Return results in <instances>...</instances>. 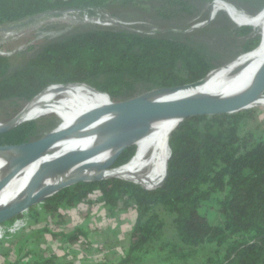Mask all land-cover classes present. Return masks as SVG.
<instances>
[{"label": "trees", "instance_id": "16d2710c", "mask_svg": "<svg viewBox=\"0 0 264 264\" xmlns=\"http://www.w3.org/2000/svg\"><path fill=\"white\" fill-rule=\"evenodd\" d=\"M212 1L0 0V25L63 12L124 18L130 10L179 22L178 30L162 33L87 23L65 36L32 43L18 66L0 53V120H10L51 85L84 83L118 102L197 82L256 50L264 39L263 28L243 17L230 16L239 26L206 24L192 29L210 18L206 4ZM232 1L218 0L214 11ZM238 1L247 3L252 15L264 16V0ZM206 31H219L224 37L219 43L197 37ZM59 124L55 115L26 120L1 133L0 144L36 140ZM136 146L127 148L115 166L128 164L138 153ZM169 146L168 175L160 187L147 189L116 177L82 181L42 206L54 212L93 201L102 193L110 213L119 207L135 210L133 241L121 264H190L189 259L204 253L203 264H264V111L251 108L186 118L170 134ZM112 154L104 153L96 162L104 163ZM166 167L167 160L157 178L143 185L160 184ZM18 217L21 214L10 221ZM46 263L59 264L52 259L42 264Z\"/></svg>", "mask_w": 264, "mask_h": 264}, {"label": "water", "instance_id": "95a60500", "mask_svg": "<svg viewBox=\"0 0 264 264\" xmlns=\"http://www.w3.org/2000/svg\"><path fill=\"white\" fill-rule=\"evenodd\" d=\"M42 15L44 14L35 17ZM209 21L210 18L206 22L194 25L192 29L206 25L209 23ZM114 25L121 24L115 22ZM248 53L249 52H247V54ZM206 77L191 84L154 89L137 97L118 102L113 101L107 92L85 84L96 91L105 93L109 98V103L96 106L81 113L72 123L64 128L60 127V123L57 127L53 128L41 138L36 140L23 142L20 144H0V154L9 152L18 155L16 162L12 165L8 173L0 180L1 193L26 167L39 158L47 155L58 143L83 135L87 129L102 122V120L103 122L108 121L112 125L111 135L100 144H97L96 146L84 151L66 154L58 159L42 164V166L27 184L24 193L21 194L12 205L0 208V225L24 213L25 211L29 210V208L39 203L45 202L47 199L54 196L62 189L82 181H100L103 179L116 177L133 181L147 189L160 187L165 182L168 175V161L166 174L160 184L155 187H146L132 179L122 178L115 175H97L90 179L79 178L76 175L70 181L53 188L39 189L41 180L50 171L64 170L69 167H77V172H82L83 170L92 167L97 168L99 171H108L122 167L123 165L118 167L115 166L117 160L127 148L135 145V140L146 131L147 127L145 123L149 120L175 117L177 119L178 125L181 121L189 117L239 113L253 108L254 103L261 96H264L263 61L249 86L242 93L236 96L222 99L208 96H186L176 99L162 98L165 95L173 94L182 89L198 86L206 79ZM74 84L84 83L58 84L51 86L67 87ZM51 86L37 95L10 120L6 122H0V134L11 130L26 120H30L24 118L25 111H27L36 98L46 92ZM109 149H114V152L107 161L100 164L92 161L98 155Z\"/></svg>", "mask_w": 264, "mask_h": 264}, {"label": "bare ground", "instance_id": "6f19581e", "mask_svg": "<svg viewBox=\"0 0 264 264\" xmlns=\"http://www.w3.org/2000/svg\"><path fill=\"white\" fill-rule=\"evenodd\" d=\"M244 18L264 28V16L250 17L245 14ZM243 56L242 59L213 71L198 86L182 89L173 94L165 95L162 98L176 99L186 96H208L222 99L242 93L249 86L264 61V39L256 50ZM74 85L67 87L51 86L46 92L34 100L27 111H25L24 118L31 119L50 113V104L59 96H65L64 104L66 105L63 107L74 105L89 110L96 106L109 103V100L101 96L99 91L88 86ZM256 102H264V96H261ZM145 125L147 127L146 131L135 140V145L137 143L139 146L138 153L128 164L108 171H99L94 167L87 168L82 172H77V167L50 171L41 180L39 189L53 188L70 181L76 175L84 179L94 178L97 175H115L132 179L141 184L155 180L166 160L168 161L167 158L170 156L169 137L177 125V119L175 117L152 119L147 121ZM91 128V130L85 131L83 135L72 138L76 140L62 144L58 143L47 155L26 167L12 180L15 187L12 186L7 191H4V189V192L2 191L4 194H1L2 192L0 193V208L12 205L24 193L27 184L42 164L69 153L92 148L106 140L112 133V125L108 121L103 122L102 120V122ZM113 152L114 149H109L98 155L92 161L96 162V159L104 153ZM8 153L0 154V180L8 173L18 159V156L13 153Z\"/></svg>", "mask_w": 264, "mask_h": 264}, {"label": "crops", "instance_id": "0c3cea01", "mask_svg": "<svg viewBox=\"0 0 264 264\" xmlns=\"http://www.w3.org/2000/svg\"><path fill=\"white\" fill-rule=\"evenodd\" d=\"M92 199L54 212L35 206L30 227L4 248L0 264H121L133 241L136 211L119 207L110 213L98 197ZM15 226L13 236L20 230Z\"/></svg>", "mask_w": 264, "mask_h": 264}, {"label": "rangeland", "instance_id": "374dc122", "mask_svg": "<svg viewBox=\"0 0 264 264\" xmlns=\"http://www.w3.org/2000/svg\"><path fill=\"white\" fill-rule=\"evenodd\" d=\"M218 0L212 1L210 3H207L206 5L209 8L210 11V21L207 24H215V25H237L239 24L232 20L230 16H237L239 18L243 17L247 14L250 17H258L257 15H252L253 9L244 2L234 0L232 2H228L232 5L225 4L222 6V10H219L217 12L214 11V5ZM234 5V6H233ZM238 8V9H237ZM126 11V10H125ZM124 12V11H123ZM150 13L149 11L147 12ZM109 15V18H112L113 21L116 23H120L126 26H139L140 29L151 32V33H162L166 30H178L176 28V25L179 24L176 20H161L159 18H153L149 15H143L137 10H130L125 13L124 18H116L112 17V15ZM91 23L84 19L83 14L79 13H70V12H63L59 13L58 16H53V14H44L39 17H35L33 19H26L19 23L14 24H6V25H0V51L4 52V54L9 55L11 57L14 66L20 65L27 55H29V45H31L34 42H43L45 40H53L58 37L65 36L71 32L79 30L83 25ZM188 23H185L187 25ZM48 26L46 28H42V26ZM245 26V25H241ZM262 27V26H261ZM257 28V27H255ZM263 28V27H262ZM258 29V28H257ZM262 33L264 34V28ZM200 39H206L211 42L219 43L221 39L224 37L223 33H220L219 31H206L199 33L197 35ZM238 58L236 61L242 59ZM235 62V61H233ZM231 62V63H233ZM229 63V64H231ZM222 68V67H221ZM65 96H59L57 97L51 104H50V113L41 115L36 118L41 117H48L51 115H55L60 119V127L64 128L68 126L70 123H72L77 116H79L81 113L87 111L85 108H79L74 105H67L64 104ZM55 102V103H54ZM62 103V104H61ZM74 106V107H73ZM5 107V106H4ZM256 109L264 111V102H255L254 107ZM57 110V111H56ZM249 110V109H248ZM247 111V110H245ZM0 122H2L0 120ZM136 149L137 146L135 145ZM18 156L17 154H14ZM14 186V182L11 181V183L5 188L4 191H7V189ZM15 187V186H14ZM3 191V192H4ZM1 194H4V193ZM102 194V193H101ZM103 195H100L101 202L104 203V198H102ZM92 202V201H90ZM106 206V203L103 204ZM35 206H42V203H39ZM36 209L34 208L33 211H25L21 214V217L16 218L14 221H7L1 224V228L6 232L4 233L5 239L2 243H0V246L2 245V248H0V257H2L3 251H5L4 248L10 247V244H12V240H15V236H20L23 234V232L30 227V218L35 217ZM15 224H19L20 230L14 234H10V229H14L12 227ZM207 255L204 253L202 256L194 257L193 259H189L190 264H203V260L206 259ZM0 260H5L0 258Z\"/></svg>", "mask_w": 264, "mask_h": 264}, {"label": "built area", "instance_id": "2783aa9c", "mask_svg": "<svg viewBox=\"0 0 264 264\" xmlns=\"http://www.w3.org/2000/svg\"><path fill=\"white\" fill-rule=\"evenodd\" d=\"M83 17L86 21L91 22L92 24H97V25H114V23H115V21H113L112 18H107V17L103 16L101 13H98L95 16H90L89 13L85 12L83 14ZM0 53L4 54V52H1V51H0ZM100 195L98 196V199L101 198ZM1 227L2 226H0V243H2L3 240L5 239L4 233H6ZM13 227H14V229H10V230H15L18 228L15 225H13Z\"/></svg>", "mask_w": 264, "mask_h": 264}]
</instances>
